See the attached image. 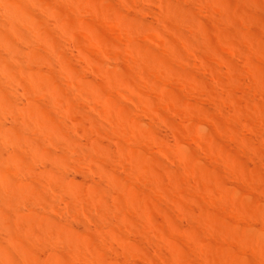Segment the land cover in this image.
Wrapping results in <instances>:
<instances>
[{
    "label": "bare ground",
    "instance_id": "1",
    "mask_svg": "<svg viewBox=\"0 0 264 264\" xmlns=\"http://www.w3.org/2000/svg\"><path fill=\"white\" fill-rule=\"evenodd\" d=\"M225 7L0 0V264H216L223 240L264 264V120L246 104L264 53ZM213 22L243 33L215 34L238 61ZM219 198L235 219L205 214Z\"/></svg>",
    "mask_w": 264,
    "mask_h": 264
},
{
    "label": "rangeland",
    "instance_id": "2",
    "mask_svg": "<svg viewBox=\"0 0 264 264\" xmlns=\"http://www.w3.org/2000/svg\"><path fill=\"white\" fill-rule=\"evenodd\" d=\"M222 1V3L226 6L225 7V10H223V13H226V14H228V17L229 18H231L233 21H237L238 22V18H237V16L233 13V11H238V12H241V13H246L245 15L247 16V17H245V19H246V25L247 26H249L248 27V29L251 31V30H254V35H256V36H258V34L260 35V37H259V39H258V41H257V43H256V45H257V48L261 51V52H263L264 53V30H263V28H262V26L260 25V22H259V20L260 19H263L264 20V0H253V1H255V5H254V7H252V9H253V11H250V12H248L247 13V11H248V9H247V7L245 6V4H242L241 2V0L239 1V0H221ZM247 10V11H246ZM248 14V15H247ZM82 16V18L81 19H85L84 21H87L88 20V22L91 20L87 15H85V16H87V17H83V15H81ZM87 19V20H86ZM82 21V23H84L83 22V20H81ZM92 21V20H91ZM91 23V22H90ZM93 23V22H92ZM216 22H213L210 26L214 29V30H212L211 32H213V34L211 33V35L213 36H211V38L213 39L212 40V44H213V47L215 46V48H216V50H220V49H222L221 47H220V45L217 43V41H216V39H215V34L216 33H221L222 32V34L223 35H225L226 37H227V39H228V41L229 42H231V43H233V44H237L238 42H242V40H243V36L241 37V35L240 34H243V33H238V31L235 29V27H234V24L233 25H231V24H229V25H231V27L229 28V25H228V27L226 26V25H224V26H217L218 24L216 23ZM94 26H96V25H94ZM234 28H233V27ZM96 27H99L98 25L96 26ZM211 27H209L210 28V30H211ZM78 28H80V26L78 27ZM218 30H217V29ZM227 28H229V30L227 29ZM232 28L233 29H235V30H233L234 32L236 31L237 32V34L236 33H234V32H231L232 31ZM231 29V30H230ZM209 30V31H210ZM251 32H253V31H251ZM257 32H258V34H257ZM239 34V35H238ZM238 35V36H237ZM220 51H223V53H225L230 59H232V60H234V61H238V59L236 58V57H234V56H230V55H228L226 52H224V50L222 49V50H220ZM264 56H260V55H258V54H256V53H254V52H251L250 53V59H251V61L253 62V65H254V72L253 71H250V77L252 78L253 77V79H254V77H256L257 78V80L258 81H262V82H264V58H263ZM142 63V62H141ZM142 66H145L146 67V65L144 64V63H142ZM144 67V68H145ZM146 69V68H145ZM214 87H216V86H214ZM259 92H260V94H261V100L260 101H258L257 103H254V104H252V103H246L250 108H252L253 110H255V111H257V113L259 114V116L264 120V113L263 112H261L260 110H263L264 111V102L262 101L263 99H264V85H263V87H262V89H260L259 90ZM182 130L183 131H186V129L184 128V127H182ZM226 157H228V155H225ZM244 164V169H245V171L249 174V175H252V176H254L255 175V168L252 166V165H249L248 163H243ZM255 177V176H254ZM160 182V181H159ZM207 183H209V182H207ZM251 194H253V195H256V192L255 191H252V190H250L249 191ZM247 200H248V203L249 204H252V202L251 201H249L250 199H248V198H246ZM219 200V203H220V205H219V203H217V208L215 207H213V206H209L208 208H209V210H207V213H205L207 216H209V219H213V221H214V219L215 220H217L218 222H222V220H223V218L225 219V220H227L228 219V221H230V220H233V219H235V216L233 215L234 213L233 212H231L229 209V207H227V206H223V203L225 202V201H223V199H218ZM221 200V201H220ZM224 204H226V203H224ZM216 206V205H215ZM220 206V208H218ZM212 209H211V208ZM224 207H226V209L227 208H229V209H227V210H225L224 209ZM259 208H260V205L258 206ZM210 210H213V211H215V213H213V212H211ZM229 210V211H228ZM156 213V212H155ZM204 214V215H205ZM216 215H219L218 217H220V216H222L223 218H215L216 217ZM207 216H205V217H207ZM225 216V217H224ZM219 219V220H218ZM230 219V220H229ZM225 220H223V222L225 221ZM215 236H216V234H215ZM218 236V235H217ZM213 238H215V237H213ZM211 239V241L212 240H214V239ZM221 240V239H220ZM220 240H218L219 242H217L216 241V238H215V240L214 241H212V242H214L212 245L214 246V244L216 243V244H218V243H220L221 241ZM216 241V242H215ZM226 243L227 245H231V247H232V249H233V245H232V243H229V241H228V243L226 242V241H224L223 240V243ZM224 243V244H225ZM221 245H223L222 244V242L220 243ZM225 244V246L226 247H228L227 245ZM221 245H219V246H221ZM183 246V245H182ZM219 246H217V248H220ZM224 245L222 246V248L225 250V251H223V249H221L222 250V252L224 253L225 252V258L226 257H228V254H229V260H233L234 261V263L236 262H238L239 264L240 263H242V259L240 258V255H238V254H234V253H236L235 251L234 252H232L233 250L231 249V248H227V249H225L226 247H225ZM183 247H186V245H184ZM216 246H214V248H215ZM214 248H210V249H206V254L210 257V258H212L213 260L212 261H218V262H221V261H219L221 258H223V259H225L224 258V256H222L223 254H222V252H220L219 251V249L218 250H216V249H214ZM232 251H231V250ZM218 251L220 252V255H221V257H220V255H219V253H218ZM228 253V254H227ZM227 255V256H226ZM219 257H220V259H219ZM232 258V259H231ZM219 259V260H218ZM228 259V258H227ZM137 260H140V259H137ZM216 261V264L218 263ZM244 262V261H243ZM237 263V264H238ZM213 264H215L214 262H213ZM219 264V263H218Z\"/></svg>",
    "mask_w": 264,
    "mask_h": 264
}]
</instances>
